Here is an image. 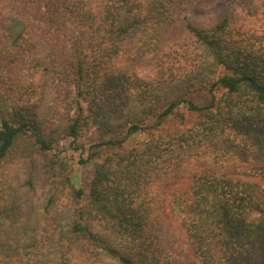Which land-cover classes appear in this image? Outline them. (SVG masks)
Listing matches in <instances>:
<instances>
[{"label": "trees", "instance_id": "1", "mask_svg": "<svg viewBox=\"0 0 264 264\" xmlns=\"http://www.w3.org/2000/svg\"><path fill=\"white\" fill-rule=\"evenodd\" d=\"M216 1L0 0V164L34 146L46 152L61 135L99 132L88 194L65 178L72 202L33 264H72L73 243L113 264H264V167L226 172L219 157L201 161L221 141L264 152V47L238 41L227 17L207 28L186 21L197 61L185 76L154 87L127 65L155 50L183 6ZM191 92H207L209 103L195 104ZM180 106L195 116L190 126L123 149L128 132ZM169 181L165 207L188 260L149 234L155 189ZM33 226L22 233L35 246Z\"/></svg>", "mask_w": 264, "mask_h": 264}, {"label": "rangeland", "instance_id": "2", "mask_svg": "<svg viewBox=\"0 0 264 264\" xmlns=\"http://www.w3.org/2000/svg\"><path fill=\"white\" fill-rule=\"evenodd\" d=\"M243 5L239 0H219L211 4L183 6L155 50L140 61L127 63L128 67L140 79L154 84V87L166 86L189 73L197 61V52L186 28V21L196 27L207 28L227 17L229 30L238 41L250 43L256 48L264 47V0H255L248 6ZM221 93L222 90H218L215 93L216 98ZM187 99L197 105H206L210 96L207 92H191ZM82 105L86 109V104ZM72 115L71 110L70 116ZM194 120L195 116L184 106H180L174 115L167 117L160 125L155 124L154 118H149L142 129L125 135L123 149L131 150L137 147L152 133L164 134L188 127ZM98 134L93 126L79 134L76 139L61 135L51 143L50 150L46 152L39 151L37 146H34V152L25 149L29 154L24 158H19L18 154L9 155L6 161L0 164V212L9 210L4 218L0 219V264L34 263L35 254L39 252L38 244H47V235L56 225L58 213L72 202L71 187L65 180L66 177L73 180L77 187H81L87 196L95 162L89 159V155L93 151L91 145L95 138H98ZM232 151L230 142H216L203 151L201 161L206 162L207 166H212L213 158L219 157L221 162L217 165L221 171L226 172H230L234 167H264V152L260 149ZM214 160L217 162V159ZM27 181L30 184H27ZM172 182L158 185L155 189V210L149 234L154 246L164 248L176 259L188 260L189 257L179 239V232L169 217L163 198ZM21 183L24 186L21 187ZM12 223L19 228L18 233L15 228L9 231ZM24 223L35 225L31 230V234L36 238L35 246L32 245L34 240L22 233ZM64 243L67 247L69 242L65 240ZM71 247L72 264H113L112 260H98L94 253L88 250L91 249L88 245L85 251L80 250V243H73ZM57 256L59 257L60 253H57Z\"/></svg>", "mask_w": 264, "mask_h": 264}]
</instances>
